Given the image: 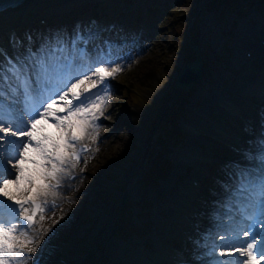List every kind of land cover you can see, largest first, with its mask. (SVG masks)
Masks as SVG:
<instances>
[{"label":"rangeland","instance_id":"374dc122","mask_svg":"<svg viewBox=\"0 0 264 264\" xmlns=\"http://www.w3.org/2000/svg\"><path fill=\"white\" fill-rule=\"evenodd\" d=\"M113 1L120 3L119 9H123V3L131 4L134 27L139 28L141 23V29L150 34L145 30L149 37L139 41L141 51H135V59L121 65L124 70L109 81V107L99 121L95 139L88 140L94 147L76 170L78 180L58 193L63 197L58 198L61 205L35 228L33 234L41 232L38 239H33L35 243L25 246L27 253L41 259V264H128L106 254L104 248L116 246L117 251L127 253L140 249L143 239L154 242L156 237L152 233L157 231L156 225L163 216L155 220L149 203L158 200L154 195L160 193L157 190H161L174 173L175 154L178 151L197 153L203 158L202 164L208 171L204 180L206 186L214 172L218 168L222 170L229 162L223 160L225 150L218 154L215 144H202L204 133L218 136L214 135L216 131L201 128L199 132L184 122L187 111L195 108L192 97L199 86L184 92L174 90V82L183 66L195 59L190 43L199 48L203 80L215 74L230 76L234 69V52L237 55L242 50L246 58L245 54H252L242 45L235 47L234 43L248 34L243 25H252L254 19L264 21V0H241V8L226 9L220 0ZM140 3L144 9H139ZM114 9L113 16H116L117 9ZM78 16L88 17L84 13L77 14L76 18ZM249 18L250 24L246 22ZM133 32L131 43L138 36L137 29ZM257 41L264 43L262 38L256 37ZM130 51L125 49L122 55ZM221 97L227 99L224 95ZM222 126L225 130H217L218 133L224 134L227 129L232 136L231 131H237L233 121ZM192 134L199 147L188 142ZM229 146L237 148L233 144ZM166 161L167 172L153 181L157 166ZM217 173L211 178V189L217 184ZM130 188H134L135 194ZM148 194V197L143 196ZM123 196L126 200L122 205ZM52 197L57 199L56 195ZM49 228L52 231L45 234ZM33 234H29L30 237ZM24 239L21 237L22 241ZM32 248L38 251L32 253ZM152 251L154 261L159 262L154 246L148 250Z\"/></svg>","mask_w":264,"mask_h":264},{"label":"snow or ice","instance_id":"6c2138e0","mask_svg":"<svg viewBox=\"0 0 264 264\" xmlns=\"http://www.w3.org/2000/svg\"><path fill=\"white\" fill-rule=\"evenodd\" d=\"M98 36L92 21L39 43L13 33L9 47L0 45V264H41L24 251L35 243L29 230L52 211L47 197L90 151L78 145L109 107V81L124 68L111 43L90 49ZM244 132L240 159L222 167L219 191L211 190V227L192 241L191 264L264 262V108Z\"/></svg>","mask_w":264,"mask_h":264},{"label":"bare ground","instance_id":"6f19581e","mask_svg":"<svg viewBox=\"0 0 264 264\" xmlns=\"http://www.w3.org/2000/svg\"><path fill=\"white\" fill-rule=\"evenodd\" d=\"M4 2L8 4L6 8L0 11V45L4 47H9V39L13 33L18 37H23L25 33H29L39 43L41 39L58 30L71 33L77 25L86 26L92 21L96 22L99 31L98 39L92 47L101 45L104 36L133 35L135 29L133 14H131L132 5L123 3V9H119L120 3L113 0H0L1 5ZM138 7L144 9L141 3ZM114 8L117 9L116 16H113ZM79 13L89 16L91 21L86 22L87 18L82 19L79 16L76 18ZM120 20H123L122 22L125 24L119 26V30L111 27L112 22ZM250 21L251 18L246 22L249 23ZM252 23V25L249 23L250 26L248 27L243 25L248 34L237 38L234 43L235 47L242 45L241 47H245L247 52H251L250 57H244L242 50L237 55L234 52L232 56L235 59V62L233 61L234 69L230 76L215 74V76L204 80L202 78L196 85V88L199 86L197 93L192 97V104L195 108L187 111V117L184 121L191 126L190 129L196 131L201 128L210 129L212 133L216 131L217 133L214 135L218 136L204 133V138L201 139L202 144H215L218 154L225 150L226 154L223 155V160L226 161L240 159L234 151L235 148L229 145L233 144L238 148L245 144V141L248 140V136L244 132L245 126L254 122L257 118V112L264 108V47L258 41L256 42V37L262 38L264 41V21L256 22L254 19ZM29 24H32L30 29H28ZM10 28L13 30L9 33ZM206 29L210 31L207 25ZM116 30L118 33L115 32ZM147 32L150 34V31ZM148 33L143 32L139 40L149 37ZM216 39L214 37V40ZM118 49L113 48L115 57ZM126 63L127 61L124 62V65ZM241 67H244L243 70ZM222 95L227 99L222 98ZM232 121L237 130L231 131L232 136L228 135L227 129L224 134L218 133L217 130H225V127L222 126L223 123L231 124ZM98 132L99 128L96 133L86 139L93 138ZM188 142L196 144L193 146L195 148L199 147V142L193 134ZM227 143L231 144L227 146ZM174 157L177 161L174 173L170 180L161 187V190H157L162 195L160 193L154 195L158 200L149 203L155 212V220L163 216L160 217L161 222L157 221L160 222L156 225L157 231L152 233L156 237L153 239L154 242L151 243L148 239H143L139 243L140 249H133L127 253L117 251L116 246L107 245L104 248L106 254L116 256L120 261L128 264H151V260L156 258L153 255L154 250L148 254L150 260H147L145 255L149 248L154 246V249L156 248L155 255L159 259L156 264H185V262L191 264L194 249L192 241L200 239V234L211 227L208 213L211 210L210 202L216 197L210 193L212 189L219 191L217 184L212 189L210 188L211 178L220 168L209 178V185L206 186L204 180L207 178L208 171L206 165L202 164L203 158L199 154H187L178 151ZM221 164L222 162L219 165ZM77 168V166L69 165L66 169V173L69 172L68 177L75 173ZM66 173L62 178L63 189L69 185L66 181L64 183ZM222 175L220 169L217 173L218 179L222 178ZM63 189L56 191L57 199H53L55 197H51V199L58 201V198H63L58 195ZM130 192L135 194L134 188H130ZM143 196L148 197L149 194ZM133 198L135 200V196ZM162 202L164 205H161ZM55 209L46 217L51 215ZM40 236L30 237L28 235L27 239H38ZM133 246L135 245L133 244ZM24 251L27 253L28 249L24 248Z\"/></svg>","mask_w":264,"mask_h":264},{"label":"water","instance_id":"95a60500","mask_svg":"<svg viewBox=\"0 0 264 264\" xmlns=\"http://www.w3.org/2000/svg\"><path fill=\"white\" fill-rule=\"evenodd\" d=\"M190 48L194 53L195 59L186 63L174 82V90L189 92L193 87L198 85L202 78L203 61L199 54L197 45L190 43ZM125 196L121 198L120 203L125 204Z\"/></svg>","mask_w":264,"mask_h":264},{"label":"trees","instance_id":"16d2710c","mask_svg":"<svg viewBox=\"0 0 264 264\" xmlns=\"http://www.w3.org/2000/svg\"><path fill=\"white\" fill-rule=\"evenodd\" d=\"M241 0H220V2L222 3V6L224 9L231 7V8H238L239 4H240ZM164 164L160 163L157 166V169L155 170V174L153 175V181H157L158 179H160L161 177H163V175L167 172L166 171V167H167V161L163 162ZM166 166V167H165Z\"/></svg>","mask_w":264,"mask_h":264}]
</instances>
